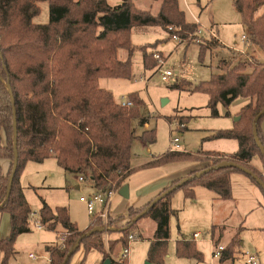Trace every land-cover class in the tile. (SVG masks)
Segmentation results:
<instances>
[{
	"label": "trees",
	"instance_id": "trees-1",
	"mask_svg": "<svg viewBox=\"0 0 264 264\" xmlns=\"http://www.w3.org/2000/svg\"><path fill=\"white\" fill-rule=\"evenodd\" d=\"M41 1L0 0V160L9 163L6 168L0 165V212H7L11 217L10 234L0 238L2 264H8L14 255L18 237L31 231L32 209L21 184V175L28 162H43L54 157L64 171L90 177L95 188L100 191L120 189L134 172L131 158L137 135L133 120L138 119L142 126L148 122V118L142 116L140 111L143 101L136 95H130L133 106H123L110 91L100 86L99 81L103 76L131 77L132 56L137 48L131 40V29L134 26H162L170 35L183 36L186 32L198 31L196 23L186 20L179 0H152L161 2L156 14L137 8L134 0H121L119 4H111L108 0H46L50 20L36 23L34 18L41 13ZM263 4L264 0H235L243 22L254 28L251 41L262 50L264 13L258 15V11ZM212 40L200 44L202 61L207 51L219 46L218 40ZM146 48L142 50L144 66L153 69L156 60ZM121 49L127 51L124 60L119 57ZM218 66L222 72L192 85L190 90L209 96L208 107L214 117L221 116L219 104L227 109L224 115L229 116V109L237 99L250 100L241 108L238 113L240 119L235 121L233 128L219 130L206 137L207 140H237L238 150L231 155L215 151H168L149 162L146 166L154 167L182 159L201 161L200 157L204 156V162L210 164L191 172V180L183 182V178L174 181L170 187L178 183H181L180 186L151 206L144 216L155 222L156 227L151 236H144L140 225L143 217L135 222L133 219L153 199L139 208L130 206V219L120 229L122 237L113 242L111 250L117 244L127 246L128 238L134 235L136 239L150 240L149 262L164 264L171 240V218L177 213L171 201L177 190L182 189L185 197L192 199L195 197V188L203 186L215 192L219 198L229 199L232 195V173H244L229 165L230 162L251 169L264 181V176L251 164L255 155H260L264 161L253 134L254 118L264 110V63L252 60L232 66L230 61L221 60ZM248 68H251L250 71ZM182 82H174L171 88H185ZM11 95L15 100L17 116L18 166L8 195L14 161V109ZM263 119L264 115L258 122V140L264 145V134L260 127ZM172 120L173 117H168L170 123ZM140 136L147 144L157 140L155 128L144 130ZM213 166L215 168L199 175L202 170ZM248 176L264 193L263 187ZM39 215L46 229L56 230L61 226L66 236L65 247H61L60 243L48 246L50 264H63L81 238V244L74 249L72 256L81 246L85 253L95 248L107 254L103 230L85 236L86 232L104 222L102 218L95 216L94 223L91 221L92 225L81 231L72 221L66 206L53 209L45 201ZM116 220L110 217L109 222L113 224ZM240 244L238 233L225 247L218 264H235L236 250ZM176 255L194 258L198 262L204 260L196 241L191 239L176 241ZM112 264L128 262L113 260Z\"/></svg>",
	"mask_w": 264,
	"mask_h": 264
},
{
	"label": "rangeland",
	"instance_id": "rangeland-1",
	"mask_svg": "<svg viewBox=\"0 0 264 264\" xmlns=\"http://www.w3.org/2000/svg\"><path fill=\"white\" fill-rule=\"evenodd\" d=\"M109 2L119 4L121 1L109 0ZM134 3L137 8L150 10L154 14L158 13L161 4L160 1L152 0H134ZM39 4L41 13L34 18V21L47 23L50 20L48 1L43 0ZM179 4L185 12L187 21L196 22V19H199L203 34L198 33L200 28L196 33L186 32L185 36L178 34L184 39L183 43H179L162 26L141 28L134 26L131 29V40L140 46H137L132 56L131 77L103 76L99 79L100 86L110 91L119 104L128 99L132 101L130 95H136L143 101L140 111L142 116L148 118V122L142 126L139 125L138 119L133 120L137 136L132 150L136 157L134 163L137 164L151 158L153 154L162 157L170 151L172 139L176 135L180 137L181 151L198 153L202 150L218 148L219 143H227L225 146L219 144V148H225L221 149L222 153L231 155L236 151V149H231V143H236V147L238 145L234 140L204 141V138L208 132L213 133L233 128L234 126L231 128L226 126L232 125V122L235 123V117L239 116L238 113L244 106V104L241 106L244 99L239 98L233 103L230 107L231 116L214 117L208 107L209 96L202 92H192L190 89L192 85L207 81L213 74L222 72L218 65L223 57H231L236 60V58L241 59L247 54L238 47L244 44L241 37L243 34H247L248 29L240 24L243 18L236 10L235 0H179ZM212 24L215 25V31H213L216 32L219 29L222 42L232 49L222 47L218 41L219 46L214 47L212 53L207 51L203 62L200 59L199 45L209 39L217 40L207 31V29H213ZM219 35L217 34L218 38ZM147 46L148 48H146ZM144 48L148 53H153L152 56L156 60V66L153 69H146L144 66L142 51ZM158 48H162L161 50L168 57L159 52ZM155 53H159L161 58H156ZM119 57L123 60L126 59L127 51L121 49ZM160 68L162 71L175 70L176 75L165 81L162 79ZM250 69L248 68V71ZM181 81H184L182 87H187L189 90L171 88L174 82L180 83ZM247 100L250 102L249 99ZM218 109L220 112L226 110L222 104L218 105ZM237 109L238 112L234 111ZM168 117H173L172 123L168 121ZM182 119L183 121L180 123ZM260 127L264 134V119L261 121ZM153 128L156 129L157 140L152 144H147L140 135L144 130ZM3 134L5 138L4 131ZM51 152L53 153L52 150ZM200 158L201 161L182 159L154 167H147L148 162L134 167V172L126 181L129 186V197L122 196L119 192L120 189L114 190L110 198L109 214L111 215H109L107 227L104 228V222L96 226L105 232L103 238L108 249L107 254L102 256V252L96 249L85 253L82 246L72 256L70 264H105L107 259L121 261L124 246L117 244L113 250L110 249V246L122 237L120 229L130 219L128 208L138 204L146 188L164 173L198 163L195 169L189 171L187 174L189 176L191 172L198 171L210 164V162H204V156ZM251 164L264 176V161L260 155H255ZM80 176H84L86 180L80 182ZM244 179L251 183L253 189L249 191L245 187ZM21 184L26 185L24 192L32 212L39 215L45 201L53 209L57 206H66L72 221L81 231L88 229L89 225H92L91 221L94 223L95 217L93 218L88 213L85 202L80 200L81 196L89 197L97 192L93 181L84 174L64 171L55 158H47L44 162L31 161L27 164L21 175ZM231 193L229 199H218L213 191L205 187H198L196 197L186 200L182 189L176 191L173 195V202L174 208L179 211L178 216H173L171 220L172 234L168 246V256L164 264H218L219 257H214L217 247L219 245L226 247L238 233L241 244L239 247L237 246L235 264H245L247 253H258L261 263L264 264V193L256 182L242 172H234L231 175ZM32 212L30 213L32 231L24 233L17 239L16 253L9 259L8 264H48L49 255L46 244L61 241L65 236L64 231L58 232L60 229L58 231L37 229L34 225L36 219L31 215ZM110 217L118 220L110 224ZM38 219H41L40 216ZM140 225L145 237L151 236L156 227L154 220L150 217H143L140 220ZM44 228L46 227L44 226ZM194 232H199L200 236L195 238ZM181 235L196 241L198 249L204 255L203 261L198 262L194 258L180 259L176 256V240ZM133 237V240L128 238L127 245L130 247V254L123 261L128 264H147L150 242L136 239L134 235ZM60 241L58 243L61 244ZM31 252L38 255L39 258H30Z\"/></svg>",
	"mask_w": 264,
	"mask_h": 264
},
{
	"label": "crops",
	"instance_id": "crops-1",
	"mask_svg": "<svg viewBox=\"0 0 264 264\" xmlns=\"http://www.w3.org/2000/svg\"><path fill=\"white\" fill-rule=\"evenodd\" d=\"M109 1V0H108ZM119 1H121V0H119ZM236 7V6H235ZM181 8V7H180ZM236 10H237V12L241 15V13L239 12V10L236 8ZM264 13V4L259 8V11H258V15H262ZM192 23H196L197 25H198V29L200 28V31L201 32H199V34H203V31H202V28H201V26H200V23H199V19L197 18L196 19V22H192ZM240 24H242L243 26H244V28L246 27V29H248V31H247V34H243V35H249L250 34V41L249 42H245V41H243V39H242V37H241V40L244 42V44L241 46V47H238L239 49H241V50H244V52H246L247 54L246 55H244L243 57H241V59H237L236 58V60L235 59H232L231 57H223V59L222 60H227V61H230L231 63H232V66H235V65H237V64H239V63H243V62H247V61H252V60H259V61H261V62H263L264 63V50H262V49H260V47L257 45V44H255V43H253L252 41H251V35H252V32H254V28H253V26L252 25H247V24H245L243 21H241V23ZM136 27H138V28H141V27H147V26H136ZM211 27L213 28V29H207V31H209V33L211 34H213L216 38H217V40L221 43V46L222 47H227V46H225V44L222 42V40H221V38H220V35H219V29H217V33L216 32H214L215 31V25L214 24H212L211 25ZM214 30V31H213ZM206 31V32H207ZM209 33H207V34H209ZM217 34L219 35V38H218V36H217ZM242 35V36H243ZM133 44H135L134 42H133ZM145 44H147V43H145ZM164 44V43H163ZM136 46H140V45H137V44H135ZM199 45V44H198ZM227 48H229V47H227ZM235 48V47H234ZM162 48H158V51L159 52H162L166 57H168V55L166 54V53H164V51H162L161 50ZM199 49H200V45H199ZM230 50L232 49V48H229ZM213 50V49H212ZM212 50L210 51L211 53H212ZM221 61V60H220ZM219 61V62H220ZM143 62H144V60H143ZM204 62V61H203ZM100 85H101V83H100ZM244 99V98H243ZM249 101L247 100V99H244L242 102H241V106H243V104L245 105V104H247ZM233 105V104H232ZM232 105H231V107H232ZM229 111H230V115L229 116H231V110L229 109ZM234 111H239L238 109L237 110H234ZM220 112V111H219ZM227 112V109L224 111V112H220V114H221V116H219V117H225V113ZM236 112V113H237ZM229 116H227V117H229ZM235 116H236V114H235ZM237 117V116H236ZM235 122V121H234ZM234 124L235 123H233L232 122V125L231 124H229V125H227L226 127H228V128H231L232 126H234ZM186 125V124H185ZM231 125V126H230ZM185 128H187V126H185ZM184 128V129H185ZM183 129V130H184ZM212 132H208V134L205 136V138H204V141H206L207 139H206V137L208 136V135H210ZM217 140H234V139H217ZM234 141H237V140H234ZM226 142H228V141H226ZM219 144H222L223 146H225V145H227V143H219ZM219 144L217 145L218 146V148H212V149H209V150H207V151H215V152H219V153H222L223 152V150H221V149H225V148H219ZM236 143H231V149H236V151L238 150V147H239V143H238V141H237V147H236V145H235ZM236 147V148H235ZM180 149H181V147H180ZM182 150V149H181ZM181 150H179V151H181ZM185 151V150H184ZM202 151H204V150H202ZM235 151V152H236ZM185 152H191V153H195V152H192V151H185ZM234 152V153H235ZM224 154V153H223ZM233 154V153H232ZM159 156L160 155H157V154H153V156L151 157V158H147V159H145V160H143V161H141V162H139L138 164L137 163H134V161L136 160V157H135V155H134V152H133V150H132V158H131V166L132 167H136V166H138V165H140V164H144V163H148V162H151V161H154V159L156 158H159ZM51 158H54V157H51ZM155 159V160H156ZM254 159V158H253ZM253 159L251 160V163H252V161H253ZM31 162V161H30ZM29 162V163H30ZM44 162V161H43ZM28 163V164H29ZM8 161L7 160H0V165H2L4 168H6V167H8ZM40 164H43V163H40ZM198 166V163H196V164H192L191 166H188V165H186V167H184V168H182V169H178V170H175V171H173V172H169V173H164V175H162L160 178H158V179H156L155 181H154V183L152 184V185H149L147 188H146V190H145V192L143 193V195L141 196V200L138 202V204H136V205H133V207H136V208H139V207H142L143 205H145V204H147L148 202H150L152 199H154V198H156L163 190H165V189H167V188H169L171 185H172V183L174 182V181H176V180H178V179H183L184 177H186V176H188L187 174L189 173V171L190 170H193V169H195L196 167ZM233 174V173H232ZM26 181V180H25ZM80 181V180H79ZM27 182V181H26ZM81 182V181H80ZM28 183V182H27ZM244 185H245V187L250 191L251 189H253V187H252V185H251V183H249V182H247L245 179H244ZM23 186V185H22ZM26 186V185H25ZM25 186H23V188H24V191H25ZM198 187H203V186H197L196 188H195V197H196V189H198ZM207 189V188H206ZM209 190V189H208ZM25 193V192H24ZM215 193V192H214ZM216 194V193H215ZM82 197V196H81ZM174 197V196H173ZM173 197H172V201H171V203H172V207L174 208V202H173ZM184 197H185V194H184ZM194 197V198H195ZM216 197L218 198V199H221V198H219L218 196H217V194H216ZM194 198H192V199H194ZM185 199L186 200H192L191 198H186L185 197ZM42 207V206H41ZM176 211H177V213L175 214V215H173V216H178V209H176V208H174ZM109 215H111V214H109ZM172 216V217H173ZM10 214L9 213H7V212H0V238H4V237H7L9 234H10V230H11V222H10ZM171 220H172V218H171ZM90 226V225H89ZM43 229H46V228H43ZM60 229V230H59ZM40 230H42V229H40ZM59 230V231H58ZM31 231H32V228H31ZM30 231V232H31ZM54 231H58L59 233L61 232V231H63V228L62 227H58L56 230H54ZM27 233H29V232H27ZM195 233V232H194ZM171 234H172V230H171ZM23 234H21L18 238H20L21 236H22ZM194 235V234H193ZM60 238V237H59ZM181 238H184V239H188V238H185L183 235H181L177 240H179V239H181ZM144 240H147V241H149L150 242V240H148V239H144ZM176 240V241H177ZM60 241V240H59ZM59 241H56V242H48L47 244H46V250H47V248H48V246L49 245H52V244H56V243H58ZM61 242V241H60ZM45 243V242H44ZM197 244V243H196ZM82 247V246H81ZM93 249H95V248H93ZM85 250V249H84ZM97 250V249H96ZM15 253H16V251H15ZM14 253V254H15ZM31 253H33V252H31ZM30 253V254H31ZM30 254H29V257L30 258H33V259H37V258H39L38 257V255H36L35 253H33L34 255H35V257H31L30 256ZM258 254V253H257ZM48 255H49V252H48ZM259 255V254H258ZM12 256H14V255H12ZM12 256H11V258H12ZM102 256H103V253H102ZM168 256V255H167ZM177 256V255H176ZM178 257V256H177ZM10 258V259H11ZM167 258V257H166ZM178 258H180V257H178ZM180 259H190V258H180ZM261 259V258H260ZM103 260V259H102ZM166 260V259H165ZM2 261H3V252L0 250V264H2ZM10 261V260H9ZM48 264H50V259H48ZM262 264V263H261Z\"/></svg>",
	"mask_w": 264,
	"mask_h": 264
},
{
	"label": "built area",
	"instance_id": "built-area-1",
	"mask_svg": "<svg viewBox=\"0 0 264 264\" xmlns=\"http://www.w3.org/2000/svg\"><path fill=\"white\" fill-rule=\"evenodd\" d=\"M170 28H172V27H170ZM199 32H201V31H199ZM171 36L173 39L177 40L179 43H183V41H184V39L181 38L178 34H173ZM242 39L245 42L250 41L249 35H243ZM154 56L158 59L161 58V55L159 53H155ZM159 70L161 71L162 79L165 81L170 80L172 77H174L176 75L175 70H164V71H162L161 68ZM121 104L123 106H132L133 102L130 99H128L127 101H125V100L122 101ZM179 150H181L180 149V137L178 135H176L172 139V146L170 148V151H179ZM79 180L81 182H84L86 179L84 176H80ZM113 191L114 190L100 191L97 189V192L95 194L90 195L89 197L82 196L80 198L81 201L85 202V204L87 206L88 213L90 215H92L93 217L98 216L104 220V224H105L104 228L107 227V223H108L110 198H111ZM97 206H100V208H97ZM31 215L34 217V219H36L35 224H34L36 226V228L37 229H43L45 225L43 224L41 219H38V216H40V215L36 214L35 212H32ZM193 236L195 238H198L200 236V234H199V232H195ZM130 238H131V240L134 239L133 236H130ZM65 240H66V236H64L61 240V247H65ZM224 249H225L224 245H219L217 247L216 251L214 252V257L220 258ZM129 254H130L129 245L124 246L120 260L123 261L124 258H128ZM30 256L35 257V255L33 253H31ZM245 264H261L260 256L257 253H247Z\"/></svg>",
	"mask_w": 264,
	"mask_h": 264
},
{
	"label": "water",
	"instance_id": "water-1",
	"mask_svg": "<svg viewBox=\"0 0 264 264\" xmlns=\"http://www.w3.org/2000/svg\"><path fill=\"white\" fill-rule=\"evenodd\" d=\"M11 101H12V105H13V114H14V118H13V126H14V161H13V169H12V172H11V175H10V178H9V184H8V189H7V194L9 195L10 192H11V187H12V183H13V180H14V177H15V173H16V170H17V166H18V149H17V116H16V109H15V100H14V97L13 95H11ZM264 115V110H262L260 113H258L255 118H254V121H253V134L256 138V141L258 142V145L264 155V145L261 144L258 140V122L259 120L261 119V117ZM240 119L239 116L235 117V121H238ZM229 165H232V166H235L239 169H241L242 171H244V173L250 175L251 177H253L264 189V181L254 172L252 171L251 169L241 165V164H238V163H235V162H230L228 163ZM215 168L214 166L213 167H209L207 169H204L202 170L199 175L203 174L204 172H207L209 171L210 169H213ZM192 177L189 176V177H186L184 178L183 182L184 181H187V180H191ZM181 183H178L176 185H173L172 187L168 188L167 190H165L163 193H161L160 195H158L156 198L153 199V201L151 202V204L145 208L143 211H141L137 216L134 217L133 221H137L139 220L140 218L144 217L149 209L151 208L152 205H154L156 202H158L159 200H161L162 198L166 197L167 195H169L170 193H172L174 190H176L179 186H180ZM120 194L122 196H124L125 198H128L129 197V186L127 184H125L123 187L120 188L119 190ZM100 230H103L102 228L100 227H95L94 229L88 231L85 233V236L86 235H90L94 232H97V231H100ZM104 231V230H103ZM81 239L78 240V242L76 243L74 249H76L77 247L80 246L81 244ZM70 251L67 255V257L65 258L63 264H68L69 262V259L70 257L72 256L73 254V251ZM105 264H112V261L110 259H107L105 261ZM147 264H152L150 262H148Z\"/></svg>",
	"mask_w": 264,
	"mask_h": 264
}]
</instances>
